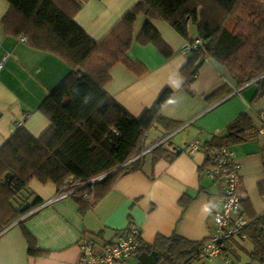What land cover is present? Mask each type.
I'll return each mask as SVG.
<instances>
[{
	"label": "trees",
	"instance_id": "trees-1",
	"mask_svg": "<svg viewBox=\"0 0 264 264\" xmlns=\"http://www.w3.org/2000/svg\"><path fill=\"white\" fill-rule=\"evenodd\" d=\"M6 1L9 8L1 20L5 33L33 49L58 57L71 73L39 106L49 122L45 132L34 137L19 127L0 148V232L42 203L28 191L32 180L53 183L59 192L68 180L79 181L82 187L72 197L84 213L108 193L117 179L139 168L138 161L142 162L147 154L153 163L177 155L178 152L161 143L138 157L153 145L144 144L151 130L160 128L169 133L180 126L160 113L172 96L171 90H164L138 118L106 92L110 72L118 64L137 76L145 73L141 64L127 57L134 42L153 45L165 58L172 56V50L152 21L167 23L190 44L199 40L181 68L186 89L203 62L211 61L224 70L227 83L204 96L205 102L213 104L233 89L250 83L256 85L250 104L264 96V0H139L100 41L93 40L74 20L83 0ZM139 16L145 21L136 34ZM189 23L198 26L195 39L189 38ZM76 70L81 74H76ZM256 118L259 127L249 112H243L227 124L224 135L212 136L200 145L205 157L200 171L205 174L208 168L225 159L224 151L231 152L232 147L264 133V112L256 114ZM233 167L229 160L223 163L213 181L223 185L222 176L233 171ZM101 176L104 177L89 183ZM259 188L264 194L263 183ZM191 200L188 197L179 200L183 210ZM240 202V216L248 221L244 233L254 246L247 255L250 262L264 263V218L246 216L247 201L240 199ZM20 225L30 253L38 254L31 235ZM205 242L191 241L175 233L157 235L152 243L139 238L131 258L136 264L206 262L201 256ZM233 246L228 240L221 255L223 261L229 262Z\"/></svg>",
	"mask_w": 264,
	"mask_h": 264
},
{
	"label": "crops",
	"instance_id": "crops-1",
	"mask_svg": "<svg viewBox=\"0 0 264 264\" xmlns=\"http://www.w3.org/2000/svg\"><path fill=\"white\" fill-rule=\"evenodd\" d=\"M138 2L83 0L74 20L93 40L100 41ZM8 8L7 1L0 0V60H3L0 70V148L19 127L34 137L45 132L49 122L39 106L71 73L58 57L33 49L5 33L1 20ZM144 20L143 16L137 18L136 34ZM152 24L172 50V56L165 58L153 45L142 46L134 42L127 57L131 62L141 64L145 73L137 76L118 64L110 72L111 81L106 92L138 118L153 106L164 90H171L172 96L160 113L180 126L169 133L164 129H153L152 140L148 142L146 137L144 144L154 145L169 137L166 147L178 152L177 155L153 163L147 154L139 168L117 179L108 193L84 213L80 212L75 198L56 199L59 190L55 184L32 180L28 191L42 203L0 232V264H76L82 238L92 240L95 250H99L114 242L130 226L140 230V238L146 243H152L157 235L175 233L191 241H204L212 234L213 214L220 209L223 185L200 171L205 160L202 151L198 149L190 154L188 147L192 144L200 146L212 136L224 135L227 124L243 112H249L259 127L256 114L264 112V96L250 104L256 92V85L250 83L233 89L220 101L208 104L204 96L227 83L222 67L211 61L203 62L186 89L181 68L189 58V53L182 50L187 40L165 22L152 21ZM192 28L197 33L198 26L188 25L189 38L195 39L197 34L193 36ZM231 152L240 176L238 195L247 201L245 214L259 217L264 212V194L259 188L261 183L264 186V133L232 147ZM182 197L192 199L185 210L179 203ZM205 206L209 209L207 213ZM20 223L31 235L32 246L38 254L30 253ZM231 242L235 246L228 264H264L250 262L247 254L254 246L248 237ZM132 259L136 264L134 258L119 264H127ZM214 261L222 263L223 259L219 257ZM195 262L205 264L203 260Z\"/></svg>",
	"mask_w": 264,
	"mask_h": 264
},
{
	"label": "built area",
	"instance_id": "built-area-1",
	"mask_svg": "<svg viewBox=\"0 0 264 264\" xmlns=\"http://www.w3.org/2000/svg\"><path fill=\"white\" fill-rule=\"evenodd\" d=\"M23 42V40H21ZM199 40H195L193 44L187 43L183 46V52L189 53L191 48H195L199 44ZM3 67V60H0V70ZM169 137H166L152 147L143 151L138 157L151 150L153 147L165 143ZM199 146L192 144L188 147V152L194 154ZM225 159L220 161L216 166H211L205 171V175L210 179H215L219 174L221 165L228 160L233 162V171L222 176L223 179V199L220 209L213 214L214 230L203 244L201 256L205 261L213 262L221 257L226 243L232 239H246L244 229L248 225V221L240 216L242 205L238 195L240 186V176L238 175V166L233 161V154L230 151H224ZM228 159V160H227ZM104 176L95 178L89 183L96 182ZM82 187L79 181L68 180L64 187L60 190L56 199L72 197L77 188ZM264 218V212L262 213ZM141 232L136 226H130L124 233H120L114 242L105 244L99 250H95L92 240L82 238L80 241V254L76 264H119L131 258L133 252L138 246V239ZM228 264L227 260L222 262Z\"/></svg>",
	"mask_w": 264,
	"mask_h": 264
},
{
	"label": "rangeland",
	"instance_id": "rangeland-1",
	"mask_svg": "<svg viewBox=\"0 0 264 264\" xmlns=\"http://www.w3.org/2000/svg\"><path fill=\"white\" fill-rule=\"evenodd\" d=\"M140 21H141V20H140V18H139V21H138V22H140ZM144 21H145V20H144ZM193 31H194V29L192 28V29H191V32H192L193 36H195L197 33L193 32ZM182 50H183V49H182ZM152 134H153V131H152V130L147 134V141H148V142L152 140ZM145 157H146V156H145ZM138 163H140V161H138ZM23 195H24V194H23ZM21 198H22V197H21ZM127 264H135V262H134L133 259H132V260L128 261ZM192 264H202V263H201V262H200V263H199V262H193ZM205 264H223V263H220V262H218V261H213V263H212V262H208V261H206Z\"/></svg>",
	"mask_w": 264,
	"mask_h": 264
},
{
	"label": "clouds",
	"instance_id": "clouds-1",
	"mask_svg": "<svg viewBox=\"0 0 264 264\" xmlns=\"http://www.w3.org/2000/svg\"><path fill=\"white\" fill-rule=\"evenodd\" d=\"M204 211L207 213L209 211L208 207L205 206Z\"/></svg>",
	"mask_w": 264,
	"mask_h": 264
},
{
	"label": "water",
	"instance_id": "water-1",
	"mask_svg": "<svg viewBox=\"0 0 264 264\" xmlns=\"http://www.w3.org/2000/svg\"><path fill=\"white\" fill-rule=\"evenodd\" d=\"M75 73L78 74V75L81 74L80 70H76Z\"/></svg>",
	"mask_w": 264,
	"mask_h": 264
}]
</instances>
